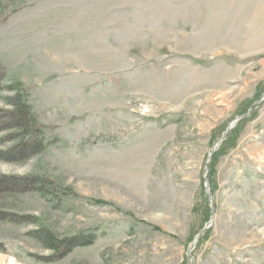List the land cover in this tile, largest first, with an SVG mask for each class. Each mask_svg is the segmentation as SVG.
Listing matches in <instances>:
<instances>
[{"label": "rangeland", "instance_id": "rangeland-1", "mask_svg": "<svg viewBox=\"0 0 264 264\" xmlns=\"http://www.w3.org/2000/svg\"><path fill=\"white\" fill-rule=\"evenodd\" d=\"M0 65L47 144L0 175L60 193L0 208L97 236L0 220V264H264V0H0Z\"/></svg>", "mask_w": 264, "mask_h": 264}, {"label": "trees", "instance_id": "trees-1", "mask_svg": "<svg viewBox=\"0 0 264 264\" xmlns=\"http://www.w3.org/2000/svg\"><path fill=\"white\" fill-rule=\"evenodd\" d=\"M0 160L22 163L46 148V140L33 113L28 91L17 79L6 82V73L0 65ZM58 187L42 175H0V207L5 200L18 194L37 193L44 198H59ZM0 220L13 222L31 221L35 228L28 234L39 242L42 248L61 258L77 246L92 244L97 236L94 233L77 232L62 235L52 230L32 216H15L13 212L0 208ZM48 260V259H46Z\"/></svg>", "mask_w": 264, "mask_h": 264}]
</instances>
